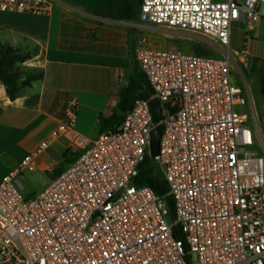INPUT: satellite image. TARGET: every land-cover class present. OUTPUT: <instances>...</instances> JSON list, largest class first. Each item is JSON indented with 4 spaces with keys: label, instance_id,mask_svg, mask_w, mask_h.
<instances>
[{
    "label": "built area",
    "instance_id": "1",
    "mask_svg": "<svg viewBox=\"0 0 264 264\" xmlns=\"http://www.w3.org/2000/svg\"><path fill=\"white\" fill-rule=\"evenodd\" d=\"M54 3L0 0V12L50 15ZM262 5L142 0L140 22L199 34L219 55L137 46L151 97L136 99L119 126L96 139L76 131L73 100L53 133L69 142V166L40 193L23 194L20 176L34 171L48 139L0 182V264H264V104L261 115L251 108V123L238 110L248 95L234 81L229 51L232 24L245 22L253 38ZM152 99L163 126L152 158L174 216L164 197L136 182L150 153Z\"/></svg>",
    "mask_w": 264,
    "mask_h": 264
},
{
    "label": "crops",
    "instance_id": "2",
    "mask_svg": "<svg viewBox=\"0 0 264 264\" xmlns=\"http://www.w3.org/2000/svg\"><path fill=\"white\" fill-rule=\"evenodd\" d=\"M120 9L121 0H55L50 15L0 12V43L26 56L17 64L23 74L20 82L29 73L43 72L42 79L24 85L15 100L0 81V182L50 139L49 147L34 158V171H27L47 176V187L58 170L66 169L62 163L70 156L64 157L69 142L53 136L70 103H78L76 131L96 139L103 133L101 117L117 111L121 90L135 70L141 71L135 48L181 51L163 28L140 22L139 17L121 19ZM234 24L242 26L246 38L245 22ZM27 172L20 176L22 191Z\"/></svg>",
    "mask_w": 264,
    "mask_h": 264
},
{
    "label": "rangeland",
    "instance_id": "3",
    "mask_svg": "<svg viewBox=\"0 0 264 264\" xmlns=\"http://www.w3.org/2000/svg\"><path fill=\"white\" fill-rule=\"evenodd\" d=\"M261 12L264 15V5L261 6ZM259 22L260 26H259ZM256 24L257 33L253 38H245L242 26L239 24H232L231 39H230V54L234 56L232 63L233 78L245 87L248 101L246 106L239 107L238 110L249 115L250 123L252 121L251 108L254 113L261 115L264 95L261 92V82L264 77V17ZM168 36V41L177 43L181 52L202 56H218L217 45L202 37L199 34L191 32H178L173 30L163 29ZM189 50V51H188ZM238 51L239 56L235 55ZM240 57H244V61H240ZM256 116V115H255ZM153 157L152 153H148ZM73 156L68 157L67 162L62 165L67 168ZM47 176L39 175L35 172H27L23 180L25 189L23 194L29 196L32 193H39L46 187Z\"/></svg>",
    "mask_w": 264,
    "mask_h": 264
},
{
    "label": "trees",
    "instance_id": "4",
    "mask_svg": "<svg viewBox=\"0 0 264 264\" xmlns=\"http://www.w3.org/2000/svg\"><path fill=\"white\" fill-rule=\"evenodd\" d=\"M141 3L142 0H121L120 18L124 20H137ZM25 58L26 56L18 49L13 48L9 44L0 43V81L6 86L7 93L12 100H15L21 94V89L24 85L27 86L32 81L40 80L43 77L42 71L33 72L27 74L23 82H20L23 74L17 67V64L23 62ZM261 92L264 95V77L261 82ZM151 94L152 88L146 76L141 71L135 70L129 85L121 90L118 109L127 113L132 109L136 99H149ZM122 120L123 117L119 116L117 111L110 117H101L102 131L115 129ZM68 154L69 150L64 154V157H67ZM62 170H58L57 175ZM136 182L140 185L149 186L157 195L164 197L171 211V216H174L175 202L173 197L169 195L167 181L163 178L153 158L149 155L145 157L140 167ZM178 237L182 238V235L178 234Z\"/></svg>",
    "mask_w": 264,
    "mask_h": 264
},
{
    "label": "water",
    "instance_id": "5",
    "mask_svg": "<svg viewBox=\"0 0 264 264\" xmlns=\"http://www.w3.org/2000/svg\"><path fill=\"white\" fill-rule=\"evenodd\" d=\"M150 107L153 114V122L155 127L152 130L151 141H150V152L153 156L158 155L160 147V138L163 131V126L160 124L161 121V106L157 99L150 100ZM119 116L124 117L125 112L117 108Z\"/></svg>",
    "mask_w": 264,
    "mask_h": 264
}]
</instances>
